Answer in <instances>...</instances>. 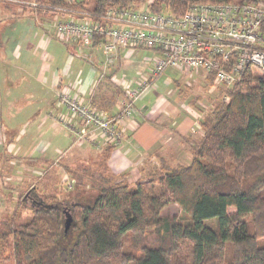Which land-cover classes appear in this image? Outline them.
Masks as SVG:
<instances>
[{
    "label": "trees",
    "instance_id": "obj_1",
    "mask_svg": "<svg viewBox=\"0 0 264 264\" xmlns=\"http://www.w3.org/2000/svg\"><path fill=\"white\" fill-rule=\"evenodd\" d=\"M11 1L0 0V9L25 10L20 3L33 2L38 15L97 17L110 6L148 3L151 11L180 17L193 4L232 0H91L92 8L85 0ZM198 127L187 165L160 159L129 183L108 171L106 152L100 163L67 170V192L49 198L31 185L13 214L0 218V264H264V74L248 73L220 92ZM50 174L40 182L45 191ZM171 205L183 218L161 217ZM63 211L72 216L67 232ZM151 233L155 240L138 255L125 250L128 238Z\"/></svg>",
    "mask_w": 264,
    "mask_h": 264
},
{
    "label": "crops",
    "instance_id": "obj_2",
    "mask_svg": "<svg viewBox=\"0 0 264 264\" xmlns=\"http://www.w3.org/2000/svg\"><path fill=\"white\" fill-rule=\"evenodd\" d=\"M26 12L22 9L3 12L0 9V131L5 135L3 151H7L9 144L13 145L14 141L24 136L48 141L49 148L42 156L47 164L53 162L54 156L60 152L61 157H66L70 151H75L82 157L75 161L100 163L107 152L105 166L108 171L114 175L125 174L136 181L146 176L171 151L180 153L189 149L194 125L191 118L185 117L180 108L177 110L176 107L165 111L157 110L156 102L149 104L148 98L137 102L132 117L121 122L124 139L120 144L105 142L102 136L92 133L73 145V136L54 121L56 110L60 108L62 112L58 113V118L72 123L75 128L80 122L56 102L58 88L64 86L96 110L115 114L121 107L127 90L137 84L122 86L120 83L121 86L115 84L116 89H109L100 81L95 88L93 85L98 79V72L88 65L66 60L69 49L54 38L45 22H37L36 25L31 18L26 17ZM140 52L151 54L148 51ZM94 54V57L98 56L95 52ZM127 56V53H120L119 72L122 67L129 68L130 65L146 69L147 66L142 65L136 57L130 60L133 61L132 64L125 62ZM66 62H69V66ZM151 70L150 68L149 76ZM18 91L25 96H19ZM28 106L32 111L21 124L10 119L3 120L2 109L17 110ZM25 124L26 128L16 127ZM26 146L27 150L30 144ZM34 149L31 148L30 155Z\"/></svg>",
    "mask_w": 264,
    "mask_h": 264
},
{
    "label": "built area",
    "instance_id": "obj_3",
    "mask_svg": "<svg viewBox=\"0 0 264 264\" xmlns=\"http://www.w3.org/2000/svg\"><path fill=\"white\" fill-rule=\"evenodd\" d=\"M20 4L31 10L38 7L33 2ZM79 18L57 21L47 27L58 42H79L101 50L107 67L114 64L120 53L128 55L134 50L150 52L153 67L150 77L142 78L136 87L127 90L115 114L96 110L68 88L58 89V104L80 122L77 128L67 123L78 140L97 133L105 142L119 144L124 137L121 122L132 117L137 102L167 70L196 72L220 92L233 88L248 73L264 74L263 3H197L180 17L165 9L154 12L148 8L110 6L103 15ZM69 48H73L69 55L76 56L75 46ZM221 100L226 102V96Z\"/></svg>",
    "mask_w": 264,
    "mask_h": 264
},
{
    "label": "rangeland",
    "instance_id": "obj_4",
    "mask_svg": "<svg viewBox=\"0 0 264 264\" xmlns=\"http://www.w3.org/2000/svg\"><path fill=\"white\" fill-rule=\"evenodd\" d=\"M85 2H87L88 8H92L91 0H85ZM147 6L148 3L140 4L137 7L147 9ZM24 11L28 12V15L26 17L31 18L36 25L38 24L37 22H45L46 25H49L57 21H66L67 19L76 20L81 19L79 17L82 16H49L47 14L38 15L37 13L32 12L29 7H25ZM61 17L65 19H61ZM61 44H63L69 50L70 48L68 46H75V49L77 50L75 51V53H77V57H72L68 53L66 60H70L72 62L76 61L78 63L88 65L94 68V70L98 72L99 76L102 72V76L100 78L97 75L98 79L96 81L104 82L107 85L106 87H108L109 89H116V85L132 86L133 83L137 84L142 78L150 77L148 73H150V68L152 69L153 67V57L149 53L140 52V50H134L133 52L128 54V56L126 57L127 60H125V62L128 61L130 63V60L136 57L138 58V61H141L142 65L147 66L146 69L140 67L134 68L130 65L129 68L122 67L121 71L119 72V59L114 61L113 65L107 67L106 65L108 64L106 63V58L103 55L102 51L99 49L94 51L90 47H87L79 42H62ZM94 52L98 54L97 57H94ZM89 60L92 62H90ZM132 62L130 64H132ZM68 66L66 67V69L68 68ZM98 85L99 83L97 84V86ZM97 86L95 88H97ZM58 89L63 90L64 86ZM120 93H122L123 97V92L121 91ZM17 94L19 96H25L24 93L20 91H18ZM144 98H148L149 104L151 102H156L157 110L165 111L168 110L167 108L176 107L178 108L177 110H179L180 108V110L183 112L182 114L185 115V117L191 118L194 125L193 132H191L192 135L190 136V142L188 144V147L190 148V145L194 144L201 136V131L198 127L199 120L203 116L208 114L218 103H220V91L216 89V86L212 85L211 83L209 84L205 82L203 78L196 72L167 70L156 80L155 84L145 94V96H143L142 100H144ZM31 111L32 110L29 106L28 108L25 107L23 109L17 110L2 109V117L5 121L10 119V121H18V123L21 124ZM58 113H62L60 108H58V111L56 110L57 115ZM10 115L13 116L7 118ZM57 115L54 121L62 126L66 131H68V133H70V136H73V145H75V143H78L79 141L77 137H75L73 133L69 131V128L67 126L68 122L64 121L61 118H58ZM16 127L26 128L27 125H16ZM4 137V133L0 131V218L6 215L11 216L13 214V211L17 206V198L26 197L28 195V189L31 185L37 184L39 194L42 196L43 193H45L49 198H52L54 196L55 191H58L60 193L67 192L72 180L71 174H68L67 170L82 169L86 163V161L82 163H80L79 161H75L82 158L81 156H78L75 151H72V153L70 151V153L66 155V157H61L62 152H60V154H58L60 155L59 157L58 155L54 156V160L52 159L53 162H50L49 164L44 163L46 161H44V158L42 156L43 153H45L49 148V143L48 141H45L43 139L34 140V138L32 137L29 138L21 136L18 141H14L13 145H8L7 151H5V149L3 151L2 145L5 140ZM123 139L121 140V142L123 141ZM26 144H30V146H32H28L29 148H27L26 150ZM32 147L33 149L35 148V151L32 153V155H30L29 153ZM161 159L166 161L171 166L187 165L191 160V151L190 149H187L186 151L180 153L171 151ZM86 164H88V161ZM157 164L154 165L156 168H158L159 166V161ZM46 173L50 174L48 179L51 180H48L51 183L46 182V185L48 184L47 186H51L49 188L51 190L48 191L44 190V188L42 187V183L40 184V182L44 181L43 179ZM53 177L56 178L55 181ZM126 180L129 183L135 182L134 180L129 179L127 176ZM52 183H54L53 186L57 184V187L52 188ZM61 196L62 195H60L59 197ZM161 217L163 219H170L173 217L183 218V215L179 212L178 208L175 205H171L161 212ZM154 240L155 238L152 233L150 235L143 234L128 238L127 240H125V250L137 254L139 253L137 248H140L143 244L153 242Z\"/></svg>",
    "mask_w": 264,
    "mask_h": 264
},
{
    "label": "water",
    "instance_id": "obj_5",
    "mask_svg": "<svg viewBox=\"0 0 264 264\" xmlns=\"http://www.w3.org/2000/svg\"><path fill=\"white\" fill-rule=\"evenodd\" d=\"M64 212V232H67L69 228L71 227L72 224V216L69 212L63 211Z\"/></svg>",
    "mask_w": 264,
    "mask_h": 264
}]
</instances>
